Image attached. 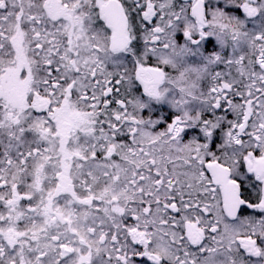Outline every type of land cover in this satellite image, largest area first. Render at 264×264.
Here are the masks:
<instances>
[{"label": "snow or ice", "instance_id": "snow-or-ice-1", "mask_svg": "<svg viewBox=\"0 0 264 264\" xmlns=\"http://www.w3.org/2000/svg\"><path fill=\"white\" fill-rule=\"evenodd\" d=\"M0 264H264V0H0Z\"/></svg>", "mask_w": 264, "mask_h": 264}]
</instances>
